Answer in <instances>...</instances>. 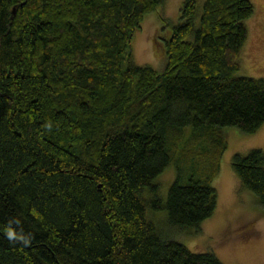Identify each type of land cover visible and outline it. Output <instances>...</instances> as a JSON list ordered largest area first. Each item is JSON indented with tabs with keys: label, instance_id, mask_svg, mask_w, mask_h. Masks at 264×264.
Wrapping results in <instances>:
<instances>
[{
	"label": "trees",
	"instance_id": "1",
	"mask_svg": "<svg viewBox=\"0 0 264 264\" xmlns=\"http://www.w3.org/2000/svg\"><path fill=\"white\" fill-rule=\"evenodd\" d=\"M163 1L0 0V264H223L164 237L154 216L198 231L217 206L219 128L264 123V77L236 75L254 6L204 0L197 13L184 0L153 36L164 68L130 63L134 31ZM231 163L264 210V151ZM10 224L28 244L6 238Z\"/></svg>",
	"mask_w": 264,
	"mask_h": 264
},
{
	"label": "rangeland",
	"instance_id": "2",
	"mask_svg": "<svg viewBox=\"0 0 264 264\" xmlns=\"http://www.w3.org/2000/svg\"><path fill=\"white\" fill-rule=\"evenodd\" d=\"M203 1L196 0L197 13L202 9ZM250 1L254 9L252 16L244 20L247 39L238 57L236 75L264 77V0ZM183 2L164 0L143 16L126 49L130 63L148 65L158 71L164 68L166 56L153 45V36L162 29L161 34L155 35L159 42L165 31L179 21L177 16ZM188 130L191 131L188 128L183 130L180 143L186 150L192 145ZM218 133L227 148L220 159V170L212 180L218 197L215 212L204 219L198 231L176 229L168 221L167 210L164 209L155 214V221L164 237L174 238L192 251L213 252L223 264H264V210L258 196L240 184L231 163L235 152L245 154L256 147L264 151V123L253 134L245 135L236 126L221 127ZM176 173L175 166L170 164L156 179L160 182L159 189L164 199Z\"/></svg>",
	"mask_w": 264,
	"mask_h": 264
},
{
	"label": "clouds",
	"instance_id": "3",
	"mask_svg": "<svg viewBox=\"0 0 264 264\" xmlns=\"http://www.w3.org/2000/svg\"><path fill=\"white\" fill-rule=\"evenodd\" d=\"M5 233L6 238L10 242L22 241L25 244L29 243L28 238H26L23 234H18L17 231L11 226V224L5 229Z\"/></svg>",
	"mask_w": 264,
	"mask_h": 264
},
{
	"label": "water",
	"instance_id": "4",
	"mask_svg": "<svg viewBox=\"0 0 264 264\" xmlns=\"http://www.w3.org/2000/svg\"><path fill=\"white\" fill-rule=\"evenodd\" d=\"M13 10H14V8H13ZM13 10H12V11H13Z\"/></svg>",
	"mask_w": 264,
	"mask_h": 264
}]
</instances>
